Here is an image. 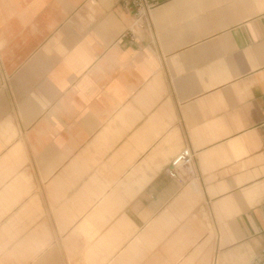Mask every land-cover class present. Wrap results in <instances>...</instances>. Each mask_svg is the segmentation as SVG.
Returning <instances> with one entry per match:
<instances>
[{
  "label": "crops",
  "instance_id": "obj_1",
  "mask_svg": "<svg viewBox=\"0 0 264 264\" xmlns=\"http://www.w3.org/2000/svg\"><path fill=\"white\" fill-rule=\"evenodd\" d=\"M131 28L120 0H0V264L264 248V0H166Z\"/></svg>",
  "mask_w": 264,
  "mask_h": 264
},
{
  "label": "built area",
  "instance_id": "obj_2",
  "mask_svg": "<svg viewBox=\"0 0 264 264\" xmlns=\"http://www.w3.org/2000/svg\"><path fill=\"white\" fill-rule=\"evenodd\" d=\"M166 0H120L122 10L128 14L132 19L133 26L139 27L142 20H144L148 13L156 6L162 4ZM194 161V153L189 147H184L179 150L169 161L166 168V173L172 179L184 182L186 175L183 171L191 170ZM192 176V172L189 171ZM264 211V202L262 203ZM248 264H264V248L255 256Z\"/></svg>",
  "mask_w": 264,
  "mask_h": 264
}]
</instances>
